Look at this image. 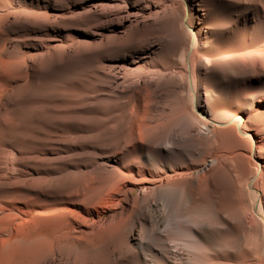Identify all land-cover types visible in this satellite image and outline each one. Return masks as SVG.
Returning <instances> with one entry per match:
<instances>
[{
    "label": "bare ground",
    "instance_id": "6f19581e",
    "mask_svg": "<svg viewBox=\"0 0 264 264\" xmlns=\"http://www.w3.org/2000/svg\"><path fill=\"white\" fill-rule=\"evenodd\" d=\"M0 264H264V0H0Z\"/></svg>",
    "mask_w": 264,
    "mask_h": 264
}]
</instances>
